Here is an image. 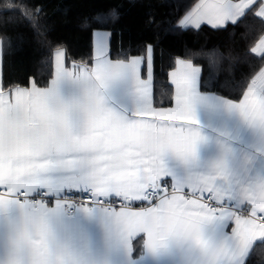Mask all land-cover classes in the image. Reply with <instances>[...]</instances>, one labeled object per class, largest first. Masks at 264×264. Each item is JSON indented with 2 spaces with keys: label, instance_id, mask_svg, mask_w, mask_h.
I'll return each mask as SVG.
<instances>
[{
  "label": "snow or ice",
  "instance_id": "obj_1",
  "mask_svg": "<svg viewBox=\"0 0 264 264\" xmlns=\"http://www.w3.org/2000/svg\"><path fill=\"white\" fill-rule=\"evenodd\" d=\"M249 12L264 0H199L172 27ZM152 51L113 61L101 36L91 66L57 49L48 86L0 84V264H246L264 246V67L232 100L178 60L175 106L156 108Z\"/></svg>",
  "mask_w": 264,
  "mask_h": 264
},
{
  "label": "trees",
  "instance_id": "obj_2",
  "mask_svg": "<svg viewBox=\"0 0 264 264\" xmlns=\"http://www.w3.org/2000/svg\"><path fill=\"white\" fill-rule=\"evenodd\" d=\"M197 1L0 0L3 90L27 87L30 80L47 86L56 49L65 51V64L90 66L94 31L105 30L112 60L146 56V46H152L154 107L173 104L169 72L177 59L201 69L202 92L238 100L246 82L264 67V57L251 52L264 37V21L249 12L237 24L222 28L174 29L173 23ZM8 4L15 7L9 10ZM144 69L145 64L142 74ZM246 264H264V246H256Z\"/></svg>",
  "mask_w": 264,
  "mask_h": 264
},
{
  "label": "crops",
  "instance_id": "obj_3",
  "mask_svg": "<svg viewBox=\"0 0 264 264\" xmlns=\"http://www.w3.org/2000/svg\"><path fill=\"white\" fill-rule=\"evenodd\" d=\"M199 2V0L197 1V3ZM234 2H236V0H234ZM194 6V5H193ZM192 6V7H193ZM259 19H261V18H259ZM262 20V19H261ZM264 21V20H263ZM229 25L231 24V23H228ZM227 25V24H226ZM201 26H208V27H211V28H214L211 24H208V23H206V22H204V23H201V25H200V27ZM225 27V26H224ZM189 28H193V29H197L196 27H189ZM217 29V28H216ZM93 61L91 62V65L94 63V61H95V52H96V43H97V37L93 34ZM104 38V43H105V47H106V52H107V55H108V58H110V56H109V45H108V39L106 40V36L105 37H103ZM258 43V42H257ZM57 50V49H56ZM56 50H54L53 51V63H52V65H53V76L51 77L52 79H53V77H54V69H55V59H54V52L56 51ZM1 52H2V42H1V40H0V84H2V54H1ZM134 57H138V56H134ZM111 59V58H110ZM112 60V59H111ZM178 60H180V61H184V62H190V61H187V60H181V59H177V61ZM113 61H116V60H114L113 59ZM177 61H176V64H175V68H174V70H176L177 69V67L179 66L178 65V63H177ZM66 62H65V57H64V67L65 68H68V69H71V67H72V65L73 64H65ZM191 63V62H190ZM192 64V63H191ZM90 65V66H91ZM193 65V64H192ZM194 67H197V66H195V65H193ZM142 67H143V64H142V66H141V79H147L148 78V69H147V67H146V64H145V69H144V75L142 74ZM173 70V71H174ZM172 72V71H171ZM171 72H169V73H171ZM151 73H152V65H151ZM200 74H201V72H200ZM169 80H170V82H171V78H170V75H169ZM33 82V80H30V82H29V85L27 86V87H25V88H30L31 87V83ZM172 84V83H171ZM49 85V84H48ZM47 85V86H48ZM37 86V85H36ZM151 86H152V74H151ZM171 86H173V104H172V106L171 107H174L175 106V104H174V95H175V85L174 84H172ZM38 87V86H37ZM44 87H46V86H44ZM40 88H43V87H40ZM7 92V91H6ZM151 99H153V87H151ZM152 104H153V100H152ZM154 107V106H153ZM164 108H169V107H164ZM136 204H138L137 206H135L136 208H139V207H143L144 205H141L140 204V202H136ZM54 205H55V201L54 200H52L51 202H49V207H54ZM89 206H91V205H89ZM117 209H119V208H117ZM137 239H140L139 237L137 238ZM141 245H142V241H141Z\"/></svg>",
  "mask_w": 264,
  "mask_h": 264
},
{
  "label": "built area",
  "instance_id": "obj_4",
  "mask_svg": "<svg viewBox=\"0 0 264 264\" xmlns=\"http://www.w3.org/2000/svg\"><path fill=\"white\" fill-rule=\"evenodd\" d=\"M72 198L75 199L76 202H78V203L80 202V198L78 196L77 197H72ZM83 203L87 204V205H91V199L86 197V198L83 199ZM137 205L138 204L135 203L134 207L137 206ZM113 206L116 207V208H120L121 207L120 201L117 200Z\"/></svg>",
  "mask_w": 264,
  "mask_h": 264
},
{
  "label": "rangeland",
  "instance_id": "obj_5",
  "mask_svg": "<svg viewBox=\"0 0 264 264\" xmlns=\"http://www.w3.org/2000/svg\"><path fill=\"white\" fill-rule=\"evenodd\" d=\"M94 35L97 37V40L101 37V36H103V37H105L106 36V40L108 39V45H109V32L108 31H105V30H96V31H94Z\"/></svg>",
  "mask_w": 264,
  "mask_h": 264
}]
</instances>
